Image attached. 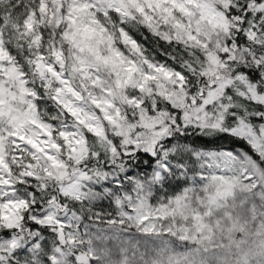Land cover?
Listing matches in <instances>:
<instances>
[{"label":"snow or ice","instance_id":"snow-or-ice-1","mask_svg":"<svg viewBox=\"0 0 264 264\" xmlns=\"http://www.w3.org/2000/svg\"><path fill=\"white\" fill-rule=\"evenodd\" d=\"M0 264H264V0H0Z\"/></svg>","mask_w":264,"mask_h":264},{"label":"trees","instance_id":"trees-1","mask_svg":"<svg viewBox=\"0 0 264 264\" xmlns=\"http://www.w3.org/2000/svg\"><path fill=\"white\" fill-rule=\"evenodd\" d=\"M145 35H148L147 33H144ZM148 40H149V43H151L152 41V37L151 36H148Z\"/></svg>","mask_w":264,"mask_h":264}]
</instances>
